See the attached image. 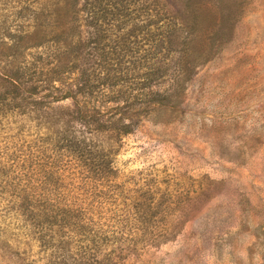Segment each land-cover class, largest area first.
<instances>
[{
    "label": "rangeland",
    "instance_id": "rangeland-1",
    "mask_svg": "<svg viewBox=\"0 0 264 264\" xmlns=\"http://www.w3.org/2000/svg\"><path fill=\"white\" fill-rule=\"evenodd\" d=\"M0 264H264V0H0Z\"/></svg>",
    "mask_w": 264,
    "mask_h": 264
},
{
    "label": "trees",
    "instance_id": "trees-1",
    "mask_svg": "<svg viewBox=\"0 0 264 264\" xmlns=\"http://www.w3.org/2000/svg\"><path fill=\"white\" fill-rule=\"evenodd\" d=\"M16 78H17V77H16ZM12 81L14 82V80H12ZM15 83L17 84V83H19V81H16Z\"/></svg>",
    "mask_w": 264,
    "mask_h": 264
}]
</instances>
